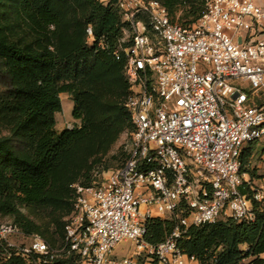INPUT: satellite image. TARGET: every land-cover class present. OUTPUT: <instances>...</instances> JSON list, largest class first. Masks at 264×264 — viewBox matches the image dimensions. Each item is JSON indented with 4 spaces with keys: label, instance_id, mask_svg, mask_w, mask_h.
<instances>
[{
    "label": "built area",
    "instance_id": "built-area-1",
    "mask_svg": "<svg viewBox=\"0 0 264 264\" xmlns=\"http://www.w3.org/2000/svg\"><path fill=\"white\" fill-rule=\"evenodd\" d=\"M97 1L126 23L114 55L130 85L127 158L91 185H71L60 247L0 223V264H48L62 255L80 264H198L178 246L188 228L255 219L240 192L241 155L264 142V0H206L190 25L173 22L156 0ZM86 33L91 43L92 28ZM252 190L264 201V191ZM158 218L178 226L152 245L146 223ZM122 241L135 247L118 259Z\"/></svg>",
    "mask_w": 264,
    "mask_h": 264
},
{
    "label": "trees",
    "instance_id": "trees-1",
    "mask_svg": "<svg viewBox=\"0 0 264 264\" xmlns=\"http://www.w3.org/2000/svg\"><path fill=\"white\" fill-rule=\"evenodd\" d=\"M156 1L183 25L196 22L206 7V0ZM125 26L117 10L97 0H0V214L53 248L64 241L71 185H91L104 172L111 148L133 131L124 105L130 85L114 55ZM61 94L71 96L80 125L58 131ZM251 151L241 155L242 173L250 172ZM240 192L252 201L254 221L223 218L190 227L178 242L184 254L198 264H264V201L253 199L246 181ZM45 212L54 216L46 220ZM177 226L174 218L150 219L146 240L158 245ZM8 264L25 262L15 258ZM48 264L80 262L62 255Z\"/></svg>",
    "mask_w": 264,
    "mask_h": 264
},
{
    "label": "rangeland",
    "instance_id": "rangeland-1",
    "mask_svg": "<svg viewBox=\"0 0 264 264\" xmlns=\"http://www.w3.org/2000/svg\"><path fill=\"white\" fill-rule=\"evenodd\" d=\"M181 13H178L177 19L180 17ZM178 22V21H177ZM61 103H62V111L56 114V128L58 131H62L66 128L72 129L73 127L80 125L79 120H75L73 118V108H74V103L71 99V96L68 94H61ZM127 131H125L120 139L117 141V143L111 148L110 152L108 155L105 157L104 162H105V167L102 168V170L106 173L107 171H112L115 168H118L121 166L122 161L124 159L123 153H127V144H128V137L126 135ZM260 161L263 160H256L255 162L259 163ZM264 163V161H263ZM258 166L260 165L257 164ZM262 165V164H261ZM107 167V168H106ZM260 170L257 168V171ZM107 174V173H106ZM105 174V175H106ZM264 176H256L255 181L257 184H252V187L254 189H259V191H264V188H262L261 183L258 182V180L263 179ZM246 181H249V176H245ZM252 204V202H250ZM22 212L25 213L26 215H29L32 219H35L36 216L28 209L22 208ZM40 216V215H39ZM42 217H44L46 220L51 219L54 215H49V212H45L44 214H41ZM4 222H13V218L10 216H2L0 214V223ZM57 244L58 246L61 244V241L59 238L57 239ZM135 247V242L129 241L125 242L122 241L120 242L116 247H115V254L118 257V259H122L123 257H128L132 250ZM137 264H147L145 259H140Z\"/></svg>",
    "mask_w": 264,
    "mask_h": 264
},
{
    "label": "crops",
    "instance_id": "crops-1",
    "mask_svg": "<svg viewBox=\"0 0 264 264\" xmlns=\"http://www.w3.org/2000/svg\"><path fill=\"white\" fill-rule=\"evenodd\" d=\"M248 147H251V159H250V163L248 165V169H249V173H244V178L245 176H249V181H245L248 182L251 186L252 184H257L256 181H255V177L256 176H264V142H259V143H256L252 146H247L246 148ZM256 160H263V161H260V165L258 166L257 162H255ZM262 164V165H261ZM257 168H259L260 170L257 171ZM251 173V174H250ZM258 182L261 183V187L264 188V178L263 179H260L258 180Z\"/></svg>",
    "mask_w": 264,
    "mask_h": 264
}]
</instances>
